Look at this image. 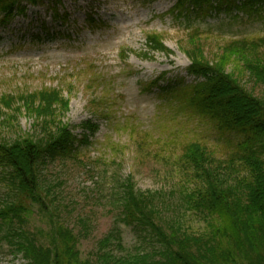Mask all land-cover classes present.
Masks as SVG:
<instances>
[{
  "label": "rangeland",
  "instance_id": "rangeland-1",
  "mask_svg": "<svg viewBox=\"0 0 264 264\" xmlns=\"http://www.w3.org/2000/svg\"><path fill=\"white\" fill-rule=\"evenodd\" d=\"M59 1L61 15H68L65 21L55 19L54 0H39L36 6L24 1L25 11L0 26V138L13 143L44 137L43 113L31 109L39 99L36 104L19 99L42 92L56 91L69 101L67 111L55 110V104L48 114L54 119L55 110L56 119L75 134L81 135L84 123L92 120L97 129L88 132L91 145L77 158L42 164L43 205L22 200L28 213L15 227L52 249H62L56 233L67 230L75 239L78 258L73 261L95 264L103 254L131 256L149 249L144 236L123 221L120 181L132 176L136 189L161 192L163 218L170 221L180 217V210L188 212L177 191L184 180L182 143L202 141L217 155L229 152L210 123L179 111L162 88L194 83L188 75L192 53L222 66L264 100V85L228 47L255 41L264 55V15L224 12L219 4L221 11L191 10L185 18L173 14L179 0ZM150 35L160 36L172 55L150 53ZM157 80L158 86H151ZM7 96L14 98L9 107L1 102ZM5 183L0 175V204L14 201ZM187 215L186 226L200 232L202 223ZM9 234V225L0 220V264H26Z\"/></svg>",
  "mask_w": 264,
  "mask_h": 264
},
{
  "label": "trees",
  "instance_id": "trees-1",
  "mask_svg": "<svg viewBox=\"0 0 264 264\" xmlns=\"http://www.w3.org/2000/svg\"><path fill=\"white\" fill-rule=\"evenodd\" d=\"M24 1L33 6L39 4V0H0V26L8 24L17 12L25 11L21 6ZM54 1L55 19L65 21L68 15H61V3ZM219 4L225 9L217 7ZM205 9L260 17L264 15V0H179L173 14L188 18L191 10ZM147 47L152 54L172 55L158 35L147 37ZM228 47L243 59L251 77L264 85L261 44L242 40ZM190 55L188 74L195 78L194 83L172 84L162 91L180 105L179 111L210 123L229 148L222 156L202 141H184L180 148L183 169L179 170L184 178L177 188L182 197L180 206L187 207L189 218L201 222L203 229L196 232L186 226L188 215L182 210L179 218L165 221L163 194L136 189L129 176L120 181L123 221L144 236L149 249L131 256L103 254L95 264H264V100L248 92L222 66ZM160 81L151 86L157 87ZM19 99L25 104H36L39 99L37 107L31 109L43 113L40 120L45 129L41 132L45 135L42 139L26 138L13 143L0 138V175L10 185L14 199L0 204V220L10 229L8 239L26 264H93L73 261L78 258L75 239L67 230L56 233L62 249H52L39 244L34 235L15 227V223H22L28 213L22 203L29 200L43 205L42 164L47 159L77 158L91 145L88 132L93 133L97 127L88 120L82 126V134L77 135L70 125L56 119L55 110L67 111L70 107L69 101L56 91ZM12 100L7 96L1 102L9 107ZM52 108L54 119L48 114ZM155 251L159 257H153Z\"/></svg>",
  "mask_w": 264,
  "mask_h": 264
}]
</instances>
